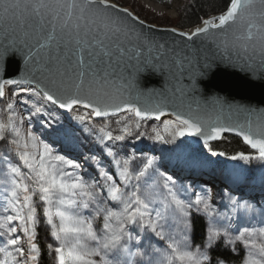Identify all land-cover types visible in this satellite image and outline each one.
Segmentation results:
<instances>
[{
    "label": "snow or ice",
    "instance_id": "6c2138e0",
    "mask_svg": "<svg viewBox=\"0 0 264 264\" xmlns=\"http://www.w3.org/2000/svg\"><path fill=\"white\" fill-rule=\"evenodd\" d=\"M153 27L111 0H0V115L6 117L0 118V147L6 149L0 151V185L7 193L0 206V264H41L37 241L42 220L54 238L46 244L52 264H232L213 254L218 245L238 257L235 264H264V227L244 223L234 227L231 216L216 212L210 196L180 199L171 175L161 174L167 196L153 219L148 209L153 190L160 186L150 173L155 157H147L142 167L134 169V157L118 158L119 151L114 150L117 142L136 134L134 129L138 132L140 121L166 114L161 98L170 92L176 101L175 120L164 122L163 130L172 141L192 136L207 144L224 132H235L255 155L241 152L231 159L264 163V110L235 106L234 111L247 118L224 124L218 117L200 115L205 108L194 95L197 77H204L216 59L240 67L251 79L264 80V0H225L218 16L202 18L193 30L163 29L189 42L200 38L199 46L175 39L161 42L152 34ZM204 41L213 43L220 54L210 57ZM16 56L22 58L24 70L19 78H7V64ZM148 73L165 76L172 88L153 99L154 91H145L139 83ZM9 85L15 87L7 89ZM31 97H42V102H31ZM18 105L25 106L29 122L39 116L50 127L59 121L48 105L69 113L77 106L89 110L71 117L81 124L121 112L132 113L135 121L117 120L122 125L118 135L106 130L108 124L100 127L99 155L83 156L96 177L85 179L83 165L59 154L35 132L23 130ZM211 107L223 110L225 103L216 97ZM53 131L70 148L79 147L72 127L61 125ZM153 132L164 140L157 129ZM9 153L18 156L16 163ZM228 199L234 213L257 210L247 201ZM259 211L264 217V203ZM200 213L208 226L197 246L193 233ZM218 216L228 225L218 226ZM131 225L150 229L166 241V247L145 246L139 232L129 230Z\"/></svg>",
    "mask_w": 264,
    "mask_h": 264
},
{
    "label": "rangeland",
    "instance_id": "374dc122",
    "mask_svg": "<svg viewBox=\"0 0 264 264\" xmlns=\"http://www.w3.org/2000/svg\"><path fill=\"white\" fill-rule=\"evenodd\" d=\"M143 5L147 6L150 12H155L157 14L165 15L169 17L174 22L178 19L180 14V9L183 6L185 0H174L170 4H161L158 1L150 0L151 3H158L161 5L162 9L157 10L150 6L149 4L145 3L143 0H140ZM129 7V6H126ZM131 8V7H129ZM133 10V8H131ZM135 11V10H134ZM136 12V11H135ZM139 15V14H138ZM141 17V16H140ZM142 18V17H141ZM145 19V18H143ZM146 21L150 22L149 20L145 19ZM152 23V22H150ZM160 26H172L177 27L176 25H169V24H159L153 23ZM179 28V27H177ZM181 29V28H180ZM15 86H7V89H12ZM31 102L41 103L42 98L40 97H31ZM49 109L53 112L55 116H57L59 123L56 121L52 122L51 127L46 122V118L42 117H34L31 122L28 120V112L24 110V105H18L17 110L20 114L24 117V124L23 130L33 131L37 135H40L43 139L47 142H50L54 149L59 154H64L70 159L76 160V162L83 165L81 174L85 175V179L94 178L96 177V171L93 167H90L88 163L85 162L83 159L84 155H92L97 154L99 155V147H103V145L98 144L97 137L100 136L99 130L94 127L93 124L89 120L85 121V123L81 124L78 121H74L71 119L72 116L83 114L85 111L88 110L82 108H76L71 113L64 112V114L59 113L58 110L53 108L51 105H48ZM81 109V111H78ZM127 113V112H126ZM126 113L120 114L124 115ZM3 116V115H0ZM6 118L5 116H3ZM113 117V116H112ZM112 117H109L110 119ZM95 118V117H93ZM97 119V118H95ZM165 119L173 120L170 117L163 118L161 120H153L147 119L156 122V124H150V132L149 136H145L147 140H151L150 142H145V146L139 148L138 152L132 151L130 146H133L136 143V139L133 138L135 136L125 137V140L122 142H117L116 149L119 151L118 158L120 157H134L132 161L131 167L134 169H138L142 167L144 160L147 157H155L156 163L154 165V169L150 170L152 180H159L160 186L156 187L153 190L154 200L150 204L148 211L152 214V218H155V211L159 210L162 207L161 201L165 199L167 196V189L162 187V180L161 174L163 175H171L173 180L175 181V191L180 199L183 200H194L196 195H206L210 196L211 202L214 204L215 210L219 214H223L224 216H231L232 223L234 227L239 226L241 223L246 225H250L252 227H264V223H261L264 220V217L261 216L259 207L261 203H264V195H259L258 190L264 189V163L258 160H251V161H243V160H232V159H222L218 155H213L212 152L209 150V144H201L198 146H193L186 140L184 137L179 138L177 144L174 146V142L169 141L168 137L170 138L169 134L164 132L162 123H159ZM74 123L76 126L75 134L78 137V144L79 147L76 149H72L68 146V144L61 138L56 135L53 131L54 128H58L61 125L65 128L71 127L69 123ZM146 120V119H145ZM134 121V119H131ZM174 121V120H173ZM116 122V121H115ZM166 122V121H165ZM113 123L110 122L109 125ZM162 124V125H160ZM119 125H115L113 129H111L113 135H118ZM157 129L162 136H164V140H158L155 138L156 134L153 132V129ZM150 137V139H149ZM105 143H111L106 141ZM173 143V144H172ZM99 146V147H98ZM170 146V147H168ZM174 146V149H172ZM192 147L195 150V154L193 155L195 160L200 161L199 164L201 167L207 169V167H211L208 171H203L202 175L208 178V180L202 179H195L189 173V176H182L178 173L179 169H175L174 167L181 168L182 162L180 159L175 160L174 157L177 153H180L183 149H188ZM6 149L0 147V151H4ZM83 152V153H82ZM12 157L13 163L18 161V156L14 153H9ZM179 164V165H176ZM19 165L22 168V171H26L23 168L22 162H19ZM192 173V172H191ZM239 177V178H238ZM3 178V171H0V179ZM136 182L133 181L132 184ZM143 184V182H141ZM5 185H0V206L4 204L3 197L7 195L4 191ZM236 188H239L241 194H235ZM132 190V185L128 186L129 193ZM144 189H141V195L143 197ZM233 196L236 197L239 202L242 204L247 201L250 204L256 206L257 210L255 212H248L244 213L243 210L233 212V206L231 205L228 197ZM199 216H204L202 213L196 214ZM246 216V219L242 220L241 217ZM207 218V217H206ZM218 226H227L229 221L227 219H223L220 216L217 217ZM129 230L133 232L135 235L139 232V235L142 238V242L147 246L148 244L153 245L157 248H164L166 247V241H161L159 237H155L154 234L151 233V230L148 229L147 231L141 230L137 225L129 226ZM167 231V226L165 227ZM2 243V241H0ZM194 245H200L194 242ZM239 247V245H238ZM135 250V249H133ZM242 255H245V251L241 250ZM237 257V256H236ZM0 258H2V254H0ZM233 264V263H232Z\"/></svg>",
    "mask_w": 264,
    "mask_h": 264
},
{
    "label": "water",
    "instance_id": "95a60500",
    "mask_svg": "<svg viewBox=\"0 0 264 264\" xmlns=\"http://www.w3.org/2000/svg\"><path fill=\"white\" fill-rule=\"evenodd\" d=\"M111 2L118 4L117 2L111 0ZM120 7H126L118 4ZM129 11L133 12L134 15L138 16L140 20L145 22L146 26H154L152 28V34L156 36L161 42L169 41L173 39L181 41V43H192L194 46H199L201 44L200 38H193V41H186L185 38L174 36L173 33L168 31H163V29L172 28V26H160L146 21L141 18L134 10L127 7ZM220 14V13H219ZM219 14L213 15L218 16ZM209 18V17H208ZM207 19V18H205ZM200 25V24H198ZM196 25V26H198ZM196 26L189 29H180V31H190L193 30ZM207 44V51L209 56L219 55L215 45L210 41H204ZM213 67L207 72L204 77H197L198 90L194 93L196 103H199L205 108V111L199 113L202 116H211L213 119L219 118L224 124L234 123L236 121H243L247 117L243 113H236L234 111L235 106H244L250 109L264 110V80L262 79H251L248 74L241 70L240 67L229 66L226 62L216 59L212 61ZM24 70L23 60L21 57H13L6 67V76L7 78H19L21 73ZM140 86L145 91L153 90L155 99V94L162 92L166 87L171 89L172 84L167 81L165 76L160 74H143L140 81ZM189 80L187 77L183 80V84L187 85ZM14 86V85H9ZM34 87V86H33ZM179 96V93H176ZM216 97L223 99L225 107L221 110L219 107L213 109L211 105ZM165 104L166 114L161 116L159 119L150 118L153 120H161L163 118L170 117L175 120L173 103L174 98L171 96L170 92H166L164 97L161 98ZM141 105L143 104V99L140 101ZM233 105V109L227 108V105ZM195 107V104H193ZM82 108L83 107H74ZM73 109V110H74ZM87 110V109H86ZM186 111L185 109H182ZM68 112L67 110H63ZM89 111V110H88ZM126 112H121L123 114ZM112 117V116H110ZM109 118V117H107ZM253 120L256 119L255 116L251 117ZM97 119H106V118H97ZM224 135L236 136L238 138H243L237 135L235 132H224L221 134L220 138L210 140L207 144H211L217 140H220ZM189 143L193 146H198L205 144L203 139L200 137L187 136L184 137ZM244 141V140H243ZM248 145V144H247ZM249 146V145H248ZM250 147V146H249ZM251 148V147H250ZM252 149V148H251Z\"/></svg>",
    "mask_w": 264,
    "mask_h": 264
},
{
    "label": "trees",
    "instance_id": "16d2710c",
    "mask_svg": "<svg viewBox=\"0 0 264 264\" xmlns=\"http://www.w3.org/2000/svg\"><path fill=\"white\" fill-rule=\"evenodd\" d=\"M117 2L118 4L122 6H129L133 8V10L136 11L139 16L142 18H145L149 20L152 23H159V24H169V25H176L177 27L181 29H189L191 27H194L198 24L201 23V19L208 18L210 16L216 15L221 13V9L224 6L225 0H185L183 6L180 9V14L178 19L174 22L171 20L169 17L157 13L150 12L147 8V6L143 5L140 0H113ZM158 1L161 4H170L174 0H155ZM42 98V97H40ZM3 108V104L0 103V109ZM57 110V109H56ZM59 113L64 114L62 110H58ZM78 111H81V109H78ZM88 112V111H87ZM86 113V111L84 112ZM127 118L128 120L134 119L135 117L132 113L127 112L124 115L121 116H116L113 118H108V119H95L92 118L89 120L91 124L96 126V128L99 130L101 126L104 124H108L113 121L111 125H109L108 131H111V129L114 128L117 123L115 121L117 120H122L123 118ZM0 118H4L3 116H0ZM169 119H165L159 123L164 124L165 121H168ZM142 127L138 130L134 129V133L139 134V139L136 138V134L132 135L135 136L133 138L136 139V143L133 146H130L132 151L137 152L139 148L145 146V142H148L145 138V136H149L150 132V124H156V122L151 121V120H142L140 121ZM160 124V125H162ZM69 126H71L75 132L76 126L74 123L71 122L69 123ZM122 125H119V128ZM117 129V131L119 130ZM120 133V132H119ZM101 135V133H100ZM129 137V136H127ZM150 139V137H149ZM178 138H176L177 140ZM168 140L172 142L171 137H168ZM174 142V146L177 144V141ZM151 141V140H150ZM99 144V141H98ZM174 146H172V149H174ZM99 147V146H98ZM170 147V146H168ZM209 150L212 153H224L223 156L218 155L222 159H231L232 156L237 155L238 153H245V154H251L255 155V150L251 149L241 138H238L236 136H231V135H224L220 140H217L211 144L208 145ZM180 153H177V155L174 157L175 160L182 162V165L188 166L190 170H192L196 175H202L203 171H208L211 169V167H201L200 165L197 166H192L190 165L187 161L193 160L194 157L193 155L195 154V150L192 147H189L188 149H183ZM198 161V160H197ZM178 165V164H176ZM195 230L193 233V240L194 242L201 244L202 239L204 238L206 231H207V226H208V221L207 218L204 216H199ZM53 239L50 236V233L48 232L47 228L44 226L43 220L41 221V225L38 227V245L41 247L42 250V255H41V264H52V257L47 254L46 250V244L53 242ZM214 255H219L227 258L229 261H231L233 264H235V261L238 259V257L234 256L230 252H228L222 245H218L215 250H214ZM243 256L242 254H240Z\"/></svg>",
    "mask_w": 264,
    "mask_h": 264
},
{
    "label": "bare ground",
    "instance_id": "6f19581e",
    "mask_svg": "<svg viewBox=\"0 0 264 264\" xmlns=\"http://www.w3.org/2000/svg\"><path fill=\"white\" fill-rule=\"evenodd\" d=\"M145 3H147V4H149L150 6H152L153 8H155V9H157V10H161L162 9V7H161V5L160 4H158V3H151L150 2V0H143ZM120 114H117L116 116H119ZM116 116H113V117H116ZM112 117V118H113ZM106 119H108V118H106ZM147 120V119H146ZM148 142H150V140L148 141ZM138 152V151H137ZM83 153V152H82ZM179 165V164H178ZM178 173L179 174H181L182 176H189V170H188V167L187 166H182L181 168H180V170H178ZM204 180H208V181H210L208 178H206V177H202ZM201 178V179H202ZM235 194H241V191H239V188H236V190H235ZM258 194L259 195H264V189H259L258 190ZM242 195V194H241Z\"/></svg>",
    "mask_w": 264,
    "mask_h": 264
}]
</instances>
